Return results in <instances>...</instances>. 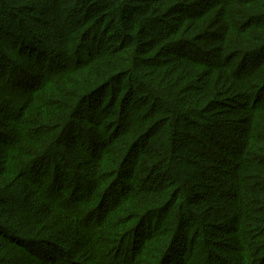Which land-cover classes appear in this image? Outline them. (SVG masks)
Segmentation results:
<instances>
[{"label":"trees","instance_id":"trees-1","mask_svg":"<svg viewBox=\"0 0 264 264\" xmlns=\"http://www.w3.org/2000/svg\"><path fill=\"white\" fill-rule=\"evenodd\" d=\"M0 264H264V0H0Z\"/></svg>","mask_w":264,"mask_h":264},{"label":"rangeland","instance_id":"rangeland-1","mask_svg":"<svg viewBox=\"0 0 264 264\" xmlns=\"http://www.w3.org/2000/svg\"><path fill=\"white\" fill-rule=\"evenodd\" d=\"M24 1H26V0H24ZM33 25L35 24V23H33V22H31Z\"/></svg>","mask_w":264,"mask_h":264}]
</instances>
